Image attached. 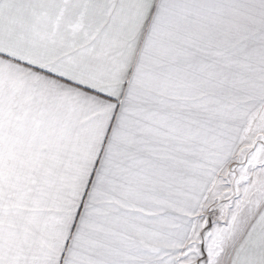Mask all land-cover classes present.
Returning a JSON list of instances; mask_svg holds the SVG:
<instances>
[{"label": "snow or ice", "instance_id": "1", "mask_svg": "<svg viewBox=\"0 0 264 264\" xmlns=\"http://www.w3.org/2000/svg\"><path fill=\"white\" fill-rule=\"evenodd\" d=\"M0 264H264V0H0Z\"/></svg>", "mask_w": 264, "mask_h": 264}]
</instances>
